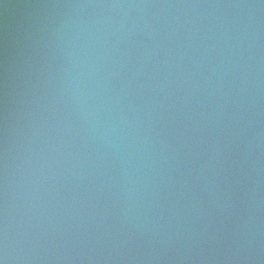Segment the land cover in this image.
Masks as SVG:
<instances>
[{"label":"water","instance_id":"obj_1","mask_svg":"<svg viewBox=\"0 0 264 264\" xmlns=\"http://www.w3.org/2000/svg\"><path fill=\"white\" fill-rule=\"evenodd\" d=\"M7 264H264V0H0Z\"/></svg>","mask_w":264,"mask_h":264},{"label":"clouds","instance_id":"obj_2","mask_svg":"<svg viewBox=\"0 0 264 264\" xmlns=\"http://www.w3.org/2000/svg\"><path fill=\"white\" fill-rule=\"evenodd\" d=\"M0 264H7V250L5 249V254L0 256Z\"/></svg>","mask_w":264,"mask_h":264}]
</instances>
